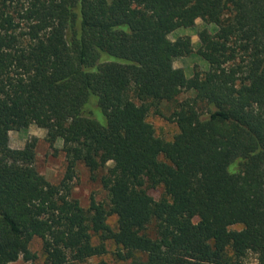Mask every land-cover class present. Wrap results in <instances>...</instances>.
<instances>
[{
    "label": "trees",
    "instance_id": "16d2710c",
    "mask_svg": "<svg viewBox=\"0 0 264 264\" xmlns=\"http://www.w3.org/2000/svg\"><path fill=\"white\" fill-rule=\"evenodd\" d=\"M198 17L208 68L187 77L190 37L168 35ZM161 101L169 140L147 120ZM31 124L61 140L58 184L36 136L9 145ZM79 162L106 201L71 196ZM107 242L128 264H264V0H0V264H81Z\"/></svg>",
    "mask_w": 264,
    "mask_h": 264
},
{
    "label": "rangeland",
    "instance_id": "374dc122",
    "mask_svg": "<svg viewBox=\"0 0 264 264\" xmlns=\"http://www.w3.org/2000/svg\"><path fill=\"white\" fill-rule=\"evenodd\" d=\"M213 30V24L206 23L198 17L193 26L180 27L169 33L168 36L172 40L176 39L178 36L188 35L190 37L191 51L184 56L173 58V65L176 67H182L187 77L192 75L194 69L203 71L208 68L207 62L196 54V49L199 45L200 35H209L213 32ZM192 96H194L193 91H182L177 97V100L180 101L184 98ZM174 106L175 102L161 101L159 109L162 114H158L151 110L147 115V120L153 124L156 134L167 140L171 139L177 132L176 124L167 118L174 109ZM96 118L99 121H103V116L99 110L96 113ZM45 133L46 130L44 128L37 127L34 124H31L24 129L11 130L9 131V145L12 148H21L27 139L32 136H36V167L39 172L47 178V180L53 184H58L65 171V157L63 152L60 150L61 140L58 139L54 146L50 147L45 139ZM109 164L111 163L109 162ZM99 174L100 173H97L98 176L93 178L89 170L82 163L79 162L76 165L75 176L71 181V196L77 198L83 207H88L91 196L98 201H106L107 199L106 190L102 187L99 180ZM149 193L157 199L161 196L162 189L158 186L150 189ZM115 219V216H110L108 218V222L114 226ZM238 227L239 226L237 225L234 226V228ZM40 246V239L35 237L31 242L30 248L38 255V263H41L43 260ZM106 247L107 252L104 255L89 257L81 264H98L101 260L106 264H128V261H121L116 258L113 253L115 246L111 242H107ZM250 259L254 260L253 255L250 256ZM28 263L29 261H25L19 257L10 264Z\"/></svg>",
    "mask_w": 264,
    "mask_h": 264
}]
</instances>
